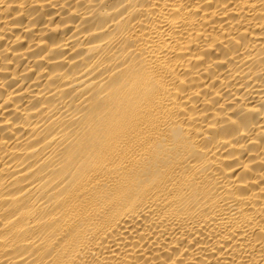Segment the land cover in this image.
Listing matches in <instances>:
<instances>
[{
    "label": "bare ground",
    "instance_id": "bare-ground-1",
    "mask_svg": "<svg viewBox=\"0 0 264 264\" xmlns=\"http://www.w3.org/2000/svg\"><path fill=\"white\" fill-rule=\"evenodd\" d=\"M0 264H264V0H0Z\"/></svg>",
    "mask_w": 264,
    "mask_h": 264
}]
</instances>
